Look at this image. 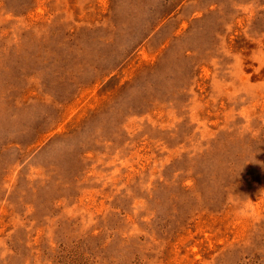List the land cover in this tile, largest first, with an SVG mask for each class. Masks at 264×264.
<instances>
[{"label": "rangeland", "instance_id": "rangeland-1", "mask_svg": "<svg viewBox=\"0 0 264 264\" xmlns=\"http://www.w3.org/2000/svg\"><path fill=\"white\" fill-rule=\"evenodd\" d=\"M0 264H264V0H0Z\"/></svg>", "mask_w": 264, "mask_h": 264}]
</instances>
